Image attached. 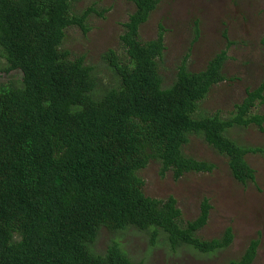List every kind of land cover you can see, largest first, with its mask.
Instances as JSON below:
<instances>
[{
    "label": "trees",
    "instance_id": "obj_1",
    "mask_svg": "<svg viewBox=\"0 0 264 264\" xmlns=\"http://www.w3.org/2000/svg\"><path fill=\"white\" fill-rule=\"evenodd\" d=\"M159 2L134 0L119 36L124 55L105 54L119 84L97 96L92 67L63 47L68 28L87 31L90 10L75 11L73 0H0L4 71L22 72L18 84H0V264H141L116 240L95 249L102 231L123 235L130 226L145 231L150 245L164 241L173 251L210 254L232 242L231 226L219 238L200 235L211 209L206 199L187 220L174 196L146 191L142 172L156 161L160 177L169 172L175 181L209 172L212 164L185 152L196 135L228 158L234 179L254 182L245 159L264 148L230 134L250 126L264 132V113L253 111L264 102V79L227 115L200 106L225 80L223 50L197 72L183 61L164 87L156 61L162 31L145 44L136 39ZM258 245L252 239L230 264H251Z\"/></svg>",
    "mask_w": 264,
    "mask_h": 264
},
{
    "label": "rangeland",
    "instance_id": "obj_2",
    "mask_svg": "<svg viewBox=\"0 0 264 264\" xmlns=\"http://www.w3.org/2000/svg\"><path fill=\"white\" fill-rule=\"evenodd\" d=\"M73 6L77 12L91 11L86 19L87 31L82 32L76 25L68 28L63 47L72 58L83 56L84 63L92 67L97 82L95 92L101 96L119 84L120 78L109 58L124 55L119 36L127 30L123 22L134 11V0H73ZM160 30L162 59L156 61L164 87L174 82L183 61L189 71L197 72L215 54L225 51L221 68L225 80L215 84L200 104L209 114L227 115L245 96L246 88H254L264 79V0H160L137 28L136 39L145 44L155 40ZM108 51H112L109 58L105 55ZM5 65L0 55V84H18L21 70L5 72ZM253 111L264 113V102ZM230 137L246 146L264 148V132L253 126L235 128ZM185 152L213 168L209 172L187 173L175 181L169 172L160 177L159 162H151L142 172L146 191L160 198L174 196L187 220L197 216L206 199L211 209L200 235L219 238L231 226L232 242L210 254L189 247L173 251L164 241L150 245L145 231L130 226L123 235L102 231L95 249L102 252L111 240H116L141 264H230L242 256L252 239L259 238L251 264H264V153L246 156L255 180L242 184L232 176L228 158L199 136H191Z\"/></svg>",
    "mask_w": 264,
    "mask_h": 264
},
{
    "label": "clouds",
    "instance_id": "obj_3",
    "mask_svg": "<svg viewBox=\"0 0 264 264\" xmlns=\"http://www.w3.org/2000/svg\"><path fill=\"white\" fill-rule=\"evenodd\" d=\"M209 220V219H208ZM208 222V221H207ZM207 224V223H206ZM201 231V230H200Z\"/></svg>",
    "mask_w": 264,
    "mask_h": 264
}]
</instances>
